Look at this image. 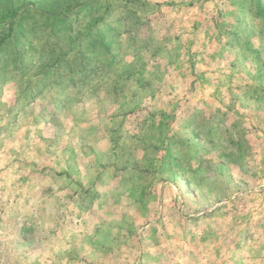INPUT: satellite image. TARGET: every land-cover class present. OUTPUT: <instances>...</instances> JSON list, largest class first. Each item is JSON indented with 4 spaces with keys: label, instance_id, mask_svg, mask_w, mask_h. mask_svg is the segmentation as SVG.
<instances>
[{
    "label": "rangeland",
    "instance_id": "rangeland-1",
    "mask_svg": "<svg viewBox=\"0 0 264 264\" xmlns=\"http://www.w3.org/2000/svg\"><path fill=\"white\" fill-rule=\"evenodd\" d=\"M0 264H264V0H0Z\"/></svg>",
    "mask_w": 264,
    "mask_h": 264
}]
</instances>
